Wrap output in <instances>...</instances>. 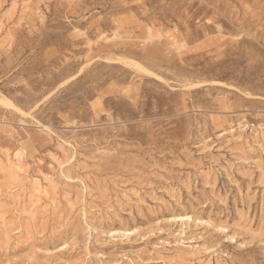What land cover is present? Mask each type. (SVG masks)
Segmentation results:
<instances>
[{
  "label": "rangeland",
  "instance_id": "obj_1",
  "mask_svg": "<svg viewBox=\"0 0 264 264\" xmlns=\"http://www.w3.org/2000/svg\"><path fill=\"white\" fill-rule=\"evenodd\" d=\"M0 264H264V0H0Z\"/></svg>",
  "mask_w": 264,
  "mask_h": 264
},
{
  "label": "bare ground",
  "instance_id": "obj_2",
  "mask_svg": "<svg viewBox=\"0 0 264 264\" xmlns=\"http://www.w3.org/2000/svg\"><path fill=\"white\" fill-rule=\"evenodd\" d=\"M116 35V34H115ZM131 64H132V66L133 67H135L136 69H138L139 71H147L144 67H142V66H140L139 65V63H134V62H131ZM131 66V65H130ZM19 124H20V122H19ZM231 131V130H230ZM33 186H34V190L36 191V192H39L40 190V188L39 187H41L40 185H39V183L37 182V181H35V182H33ZM42 189H44L43 187H42ZM43 191V190H42ZM43 192H45V191H43ZM35 197V196H34ZM181 217V216H180ZM184 217V216H183ZM182 217V218H183ZM173 218V217H172ZM177 219V218H176ZM184 219V218H183ZM185 220V219H184ZM125 228V227H124ZM130 230H128V229H124V230H122V232L121 233H124L125 235H126V233L127 232H129ZM128 234V233H127Z\"/></svg>",
  "mask_w": 264,
  "mask_h": 264
}]
</instances>
